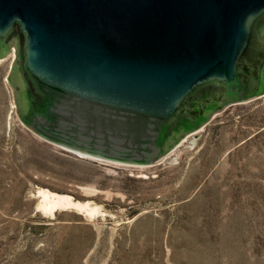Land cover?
Returning <instances> with one entry per match:
<instances>
[{
  "label": "water",
  "instance_id": "water-1",
  "mask_svg": "<svg viewBox=\"0 0 264 264\" xmlns=\"http://www.w3.org/2000/svg\"><path fill=\"white\" fill-rule=\"evenodd\" d=\"M11 47L22 125L79 155L147 166L263 94L264 0H0L3 58Z\"/></svg>",
  "mask_w": 264,
  "mask_h": 264
},
{
  "label": "rangeland",
  "instance_id": "rangeland-1",
  "mask_svg": "<svg viewBox=\"0 0 264 264\" xmlns=\"http://www.w3.org/2000/svg\"><path fill=\"white\" fill-rule=\"evenodd\" d=\"M0 59V264H264V92L159 163L63 149L22 125ZM95 206L41 213L38 189Z\"/></svg>",
  "mask_w": 264,
  "mask_h": 264
},
{
  "label": "bare ground",
  "instance_id": "bare-ground-1",
  "mask_svg": "<svg viewBox=\"0 0 264 264\" xmlns=\"http://www.w3.org/2000/svg\"><path fill=\"white\" fill-rule=\"evenodd\" d=\"M37 196L40 199L37 204L38 210L48 216H53L56 211H64L67 209L77 210L89 216L98 213V208L95 206L80 203L72 199L70 196L58 195L47 189H38Z\"/></svg>",
  "mask_w": 264,
  "mask_h": 264
},
{
  "label": "flooded vegetation",
  "instance_id": "flooded-vegetation-1",
  "mask_svg": "<svg viewBox=\"0 0 264 264\" xmlns=\"http://www.w3.org/2000/svg\"><path fill=\"white\" fill-rule=\"evenodd\" d=\"M15 42V44H17V47H18V45H19V42H20V38H19V36L18 35H15L14 37H13V39H12V42ZM11 44V43H10ZM10 46V45H9ZM8 49H9V47H8ZM7 51V50H6ZM6 51L4 52H2V51H0V59H2L3 58V56L5 55V53H6ZM17 57H18V55H17ZM18 62H19V59H18ZM17 67V66H16ZM16 69V68H15ZM15 71V70H14ZM20 88H19V86H16V88H15V93H16V97H17V99H16V103H17V105H16V109L17 110H19V109H21V108H25L26 107V103L25 102H23V101H21V99L19 98V93H20ZM214 99V98H213ZM213 102V100L212 99H209V98H203L201 101H200V105L198 106V113L200 114V116L201 115H204V110H205V108H206V105L208 104V103H210V102ZM221 101V100H220ZM227 101L228 100H226V103H227ZM223 102V101H222ZM216 104H217V106H220L222 103L221 102H215Z\"/></svg>",
  "mask_w": 264,
  "mask_h": 264
}]
</instances>
